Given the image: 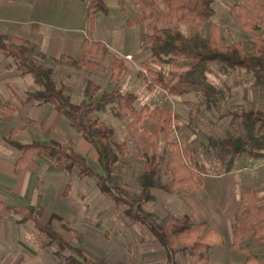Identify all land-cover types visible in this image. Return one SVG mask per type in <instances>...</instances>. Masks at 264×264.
<instances>
[{"label":"trees","instance_id":"trees-1","mask_svg":"<svg viewBox=\"0 0 264 264\" xmlns=\"http://www.w3.org/2000/svg\"><path fill=\"white\" fill-rule=\"evenodd\" d=\"M83 1L86 2V39L82 44L80 57L52 59V62L75 70L92 69L104 72L102 63L110 56V80L118 82L126 71L124 63L117 56L111 55L104 43L93 38L96 15L108 14L104 0ZM126 1H130L137 8L139 22L147 29L143 34V45L149 49L152 59L161 69L158 72H139L138 77L149 91L160 89L174 97L198 94L205 109L209 110L217 106L224 97L223 91L212 85L207 78L211 64L220 67L222 74L226 71H245L251 75L255 87L264 89V39L254 38L255 31L264 27V0H239L231 8V17L240 31L252 37L249 44L241 41L231 45L225 43L224 30L210 23L215 16L212 7L215 0H120L121 10H124ZM204 23H208L206 37L200 33ZM135 26L136 22L129 17L127 27L132 29ZM181 27L188 28L191 33L185 35ZM18 44L28 45L20 39L0 35V53L12 58L19 75L30 76L37 86L36 90L26 92L24 98L18 100V104L25 105L33 101L39 105L51 106L94 149L98 157L99 171L88 159L75 151L72 142L67 146L56 142L49 145L39 142L19 144L15 139L27 126L45 128L26 119L24 126L12 128L5 139L6 144L18 152L14 162V175L33 173L40 163H46L49 169L59 168L65 173L76 168L79 178L88 177L96 181L99 192L113 203L114 208H126L124 212L128 218L148 228L166 252L169 264H177L175 255L178 252L187 256L188 264H220L211 261L209 252L222 247L223 238L207 223L195 224L188 216H183L172 218L165 227H160L152 223L142 209L143 205L154 200L151 189L157 188L170 195L180 191L194 192L203 186V177L208 175L206 167L199 163L190 149L177 141H170L174 133L171 111L144 107L137 112L133 107L135 95L118 90L98 95L101 87L91 82L85 85L83 101L73 104L63 85L57 86L53 70L29 57ZM38 57L45 59L42 54ZM143 66L146 67L147 64L144 62ZM164 68L167 69L166 72L162 70ZM110 105H114L111 115L119 121L130 118L131 125L135 126H142L145 121L151 122L155 132L148 136L149 143L163 137L168 154L164 168L170 175L166 184L155 182V176L164 159L156 157L149 148L139 157L144 168V183L139 195H132L124 188L113 185L114 168L120 164V158L127 155V146L112 140V130L92 115L103 112ZM17 110V104L9 102L5 105L0 102L2 119L10 118ZM225 116H232L238 121L245 139H208L206 147L219 152L218 159L223 174L233 172L239 159L245 162L264 161V110L227 113ZM141 132L147 135L145 129ZM70 191L71 186L67 184L62 195L66 197ZM11 215L19 216V223L30 221L40 234L50 239L59 252L67 251L71 254L63 258L64 264H95L80 249L70 246L51 226L43 223L34 207H13L0 201V220ZM60 228L77 240L82 238L80 232L68 227L65 217L61 218ZM231 233V247L245 256L244 264H264L254 254L237 247L238 243L249 238L256 244L264 242V204L254 190L245 189L240 192Z\"/></svg>","mask_w":264,"mask_h":264},{"label":"rangeland","instance_id":"rangeland-1","mask_svg":"<svg viewBox=\"0 0 264 264\" xmlns=\"http://www.w3.org/2000/svg\"><path fill=\"white\" fill-rule=\"evenodd\" d=\"M238 2L239 0H215L212 6L215 16L210 23L224 30V40L227 45L241 41L249 44V40L252 39L250 35L240 31L238 24L231 17L230 10ZM124 6L128 17L136 22L134 30L124 27L125 24L120 25L118 22L116 24L117 16L110 6L109 16L102 17L100 20V24L103 23L97 35L107 39L110 54L117 56L124 63L126 71L121 79L118 82L110 80V56L102 63L104 72L71 69L73 76L68 78L63 74H56L55 79L63 82L67 90L65 93L73 104L83 101L82 91L84 92L86 83L91 82L101 87L99 94L118 90L121 93L135 95L136 101L133 107L137 112L144 107L150 110L155 108L170 110L174 121V133L170 141H177L190 149L191 154L206 167L208 175L203 177V186L194 192L181 191L170 195L157 188L151 189L150 193L154 200L142 206L143 212L149 216L152 223L160 227H165L172 218L183 216H188L195 224L207 223L223 238V246L209 252L211 261L220 264H244L245 256L231 247L233 216L242 190H254L264 204V161L245 162L239 159L233 172L223 174V168L218 159L219 152L208 149L206 146L210 137L245 139L238 121L225 114L264 110V89L255 87L251 75L245 71H226L222 74L220 67L211 64L207 78L212 85L223 91L224 97L217 106L209 110L205 109L203 100L198 94L174 97L160 89L149 91L146 84L138 77L139 72L146 70L158 72L161 69L152 59L149 49L143 45V34L147 32V29L139 22L137 8L130 1H126ZM107 20L113 21L114 31L106 30ZM160 27H166V25H160ZM180 29L185 35L191 33L188 28ZM200 33L203 37L207 36L208 23L202 25ZM254 38L264 39V27L255 31ZM135 42H138L137 49L130 57L124 58L125 54L122 53L126 52L130 46H135ZM56 55L57 53L54 54ZM3 59L5 57L0 53V61ZM8 60L13 62L12 58ZM35 60L45 68L52 67L54 64L52 61V63L43 62L36 56ZM144 62L147 64L146 67L143 66ZM162 70L167 71L166 68ZM1 79H5L9 86L8 88L2 86L0 81V102L6 105L10 101L18 106V112L10 119L0 118V135H4L14 127L24 126L26 119L38 120L41 111L30 105L22 107L23 105L18 104V100L24 98L26 92L34 90L29 79L20 76L15 68L12 72L5 73ZM113 109L114 105H110L105 113H92L112 130V140L127 146V155L121 157L120 164L114 168L113 185L124 188L132 195H139L144 183L143 162L139 157L149 148L156 157L164 159L163 165L155 176V182L160 185L166 184L170 180V175L164 168L168 154L163 137L149 143L148 136L155 132L151 122L145 121L142 126H135L131 125L130 118L119 121L111 115ZM28 127L16 137L15 140L19 144L52 139L51 134H39L38 128ZM142 129L147 131V135L141 132ZM15 154L17 151L14 148L0 140V156L2 157H0L2 177L0 200L6 194L4 189L8 186L7 183H11L7 176L13 165ZM89 161L93 163L92 160ZM97 168L95 169L98 170ZM65 180L61 191H64L67 184L73 186V190L71 188V194L69 193L66 197L61 195L59 200L61 202L65 200L69 205L65 203L67 205L65 207L61 203L58 204L57 199L55 201L57 187L55 184H49L45 188L50 204L46 207L48 213L44 210L37 215L70 246L80 249L95 264H169L166 252L148 228L128 218L124 212L126 208H114L113 203L99 192L94 179L79 178L78 170L74 168ZM2 202L21 207L17 202L6 198ZM62 217L67 219L69 228L82 234L80 240L60 228ZM20 220L21 218L16 215L0 220V264H64L63 258L71 254L67 251L59 252L50 239L40 234L30 221L19 223ZM237 247L246 249L264 263V242L256 244L252 238H249L238 243ZM175 261L177 264H188L187 256L180 252L175 255Z\"/></svg>","mask_w":264,"mask_h":264},{"label":"crops","instance_id":"crops-1","mask_svg":"<svg viewBox=\"0 0 264 264\" xmlns=\"http://www.w3.org/2000/svg\"><path fill=\"white\" fill-rule=\"evenodd\" d=\"M119 1L120 0H104L108 14L106 16L102 14L96 15L93 38L96 41L104 43L106 47L108 42L107 39L97 37V35L99 31H101L100 25L103 23L102 22L100 24V20L102 17L109 16L110 6L117 16V19H114L116 24L117 22L120 25L125 24L124 27L131 31H133L136 27L135 26L132 29L127 27V20L129 18L128 13L126 12L125 6L124 10H121ZM85 8L86 2L83 0H0V35L17 38L27 42L28 45L18 44V46L30 57L34 56V58L32 57L33 59H35V56L37 58L39 54L45 56V59H40L38 57L39 60H42L43 62L48 61L49 63H52V59H63L66 57L78 59L81 54L82 44L86 39ZM106 25L107 31L115 30V25L112 20H107ZM137 47L138 42L135 46H130L126 52L122 53L125 54L124 58L130 57ZM55 53H57L56 56H54ZM8 59L9 58L5 57V59L0 61V79L5 75V73L12 72L15 68L13 62H10ZM48 68L53 70L54 76H56V74H63L64 77L68 78L73 76L71 68L68 67L53 64L52 67ZM97 73L99 72L97 71ZM24 79H29L28 81L33 84V89H37V86L34 84V81L30 76H26ZM0 81L2 86L8 88L9 85L5 79H1ZM55 82L57 86L64 85L63 82L56 81V79ZM66 91L67 90L65 89V92ZM9 102L10 101L7 103ZM28 105L36 107L41 111L38 120H30H33L39 125H43L45 127L44 129H41L39 126H29L31 127L30 129L38 128L39 134L48 135L49 133L52 135V139H49V141H41L39 143L49 145L51 142H56L60 145L67 146L70 142H72L74 144L75 151L86 159L92 160L94 163V165L93 163L92 165L95 168L98 167L97 171H99L96 152L87 142L75 133L67 120L60 116L49 105H39L31 101L22 107ZM106 109L103 112L95 114L105 113ZM10 130L8 133L5 132L4 135H0L1 141H5ZM26 130L27 129L24 131ZM17 156L18 152L13 156V165L11 166L7 176L11 180V183H7L8 186L4 189L6 194L2 197V200L4 198L13 200L14 202L20 204L21 207L32 206L35 208L36 214H39L44 210L48 213V211H46L48 208L46 209V207L50 206V204L48 202L49 198L45 188L49 184H55L57 187L56 197L54 198L55 201L57 199V203H61L62 206H64L65 203L69 205V203L65 202V200H62L64 203L61 202L59 198L63 194L61 189L63 188L66 182L65 179L70 172L65 173L59 168L49 169L46 163H40L35 172H24L20 176H15L14 162ZM71 171H73V169ZM0 180H2L1 174ZM71 188L73 190V186H71ZM10 206L18 207V205ZM66 206L67 205H65V207Z\"/></svg>","mask_w":264,"mask_h":264}]
</instances>
